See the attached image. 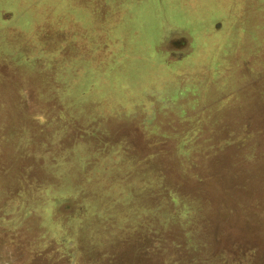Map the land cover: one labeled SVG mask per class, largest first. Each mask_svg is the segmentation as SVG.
<instances>
[{
    "label": "rangeland",
    "instance_id": "374dc122",
    "mask_svg": "<svg viewBox=\"0 0 264 264\" xmlns=\"http://www.w3.org/2000/svg\"><path fill=\"white\" fill-rule=\"evenodd\" d=\"M262 5L0 0V264H264Z\"/></svg>",
    "mask_w": 264,
    "mask_h": 264
},
{
    "label": "trees",
    "instance_id": "16d2710c",
    "mask_svg": "<svg viewBox=\"0 0 264 264\" xmlns=\"http://www.w3.org/2000/svg\"><path fill=\"white\" fill-rule=\"evenodd\" d=\"M104 1H106V0H104ZM158 2H159V4H160V7H158ZM156 7H157V9L158 10H162L163 9V7H164V0H156ZM99 6V5H98ZM39 37V34L37 33L36 34V36H33L32 38L34 39L33 40V47H41V46H38V44H40L41 43V39H40V37ZM31 38V39H32ZM46 44L47 43H44V45L42 46V49H43V51H44V54H45V56H46V58H47V61H45V65H46V67L47 68H45V69H47V70H45L47 73H46V76H49V73L51 72V68H50V65H49V63H52L51 61L52 60H54L56 57H53V55H50V52L48 51V50H45V46H46ZM224 44V43H223ZM223 44H221L220 46H222ZM220 46L219 47H217V48H215L214 50H213V52H215V57H216V53L218 52V50H219V48H220ZM65 47V46H64ZM127 53H129V50H125ZM13 56H14V54H12ZM50 57H51V61H49L50 60ZM214 57V58H215ZM29 59V60H28ZM28 59H23L24 61H26V63L27 62H30V59L32 60V58H28ZM34 60H35V58H34ZM39 59H36L35 61H33L32 63H31V65L32 64H35V62L37 61V62H40V61H38ZM41 60V59H40ZM128 59H126V61H127ZM163 64H166V63H162V64H159V65H163ZM159 65H156V66H159ZM52 66V65H51ZM40 67V66H39ZM34 68H37V67H34ZM39 70V69H38ZM48 71H50V72H48ZM79 71H80V69H79ZM78 74H80V72H78L77 74H76V76L78 75ZM35 75V74H34ZM150 80V78L148 79V81ZM76 81H78L77 79H76ZM87 83H89V85L85 88V86L84 87H82V89H81V87H80V89H81V92L79 93V95H80V97H79V100L78 101H84L85 99H84V96L86 95L85 93V90H87L89 93H90V87L92 86V84H90V82H87ZM78 85V84H77ZM76 84H75V86H77ZM85 85V84H84ZM79 86V85H78ZM70 96L71 97H73L72 96V94L70 93ZM77 101V102H78ZM69 115L70 116H72L71 115V113L69 112ZM159 136V135H154V136H152V138H157V137ZM195 148V150L193 149V151L194 152H197V149H198V147H194ZM219 147H210L209 149H208V151L209 152H211V151H213V150H216V149H218ZM186 149V148H185ZM190 159V161L193 159L192 158V156H191V158H189ZM188 159V160H189ZM200 175V174H199ZM198 177V183H199V185H198V187L196 188V192H199V193H197L195 196L196 197H203V198H210L209 197V192H207V190L205 189V187H204V181L199 177V176H197Z\"/></svg>",
    "mask_w": 264,
    "mask_h": 264
},
{
    "label": "crops",
    "instance_id": "0c3cea01",
    "mask_svg": "<svg viewBox=\"0 0 264 264\" xmlns=\"http://www.w3.org/2000/svg\"><path fill=\"white\" fill-rule=\"evenodd\" d=\"M261 3H263V5H262V7H264V0H261ZM49 21V19L47 20V22ZM211 32H212V34H211V45H212V47H211V45H210V48H209V46H206V47H204V46H202V47H199V48H197L196 46H195V49H193V52L190 54V55H192V56H194V55H197V53H206V54H208V55H211L210 53H209V51H212L213 52V50L215 49V48H217V47H219L221 44H223L224 42L223 41H220V40H218L217 39V37H220L219 35L220 34H222V33H224L223 31H222V29H221V31L220 30H216V27L214 28V29H212L211 30ZM201 34V33H200ZM171 35V37H170V39L171 38H174L175 36H177V34H175V33H171L170 34ZM202 35V34H201ZM203 35H205V34H203ZM202 35V36H203ZM169 39V40H170ZM167 53H169V50H167ZM171 53V52H170ZM189 55V56H190ZM189 56H187L186 58H184V59H187ZM196 58V57H195ZM183 59V60H184ZM183 60H178L179 62H177L176 63V65L178 66L177 67V69H179V65L180 64H182L183 62L184 63H186V61H183ZM204 60H206L205 58H203V61ZM178 63H180L179 65H178ZM144 66H145V69H149V67L150 66H155V65H149L148 63H144ZM172 69V68H171ZM176 69V68H175ZM146 80H147V77H146ZM220 102V101H219Z\"/></svg>",
    "mask_w": 264,
    "mask_h": 264
}]
</instances>
